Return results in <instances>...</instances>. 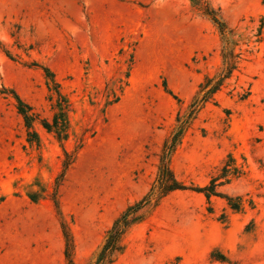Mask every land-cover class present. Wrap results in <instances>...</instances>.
I'll use <instances>...</instances> for the list:
<instances>
[{
	"label": "rangeland",
	"instance_id": "374dc122",
	"mask_svg": "<svg viewBox=\"0 0 264 264\" xmlns=\"http://www.w3.org/2000/svg\"><path fill=\"white\" fill-rule=\"evenodd\" d=\"M210 10L242 38L237 67L170 155L187 188L143 208L111 264H264V0H0V264H67L61 222L74 264L94 263L155 181L177 111L221 67ZM42 67L69 103L65 138L39 123L57 97ZM11 91L37 114V143ZM224 168L219 195L194 190Z\"/></svg>",
	"mask_w": 264,
	"mask_h": 264
},
{
	"label": "trees",
	"instance_id": "16d2710c",
	"mask_svg": "<svg viewBox=\"0 0 264 264\" xmlns=\"http://www.w3.org/2000/svg\"><path fill=\"white\" fill-rule=\"evenodd\" d=\"M210 19L215 23L218 32L221 36L222 46V64L219 70L212 74L206 75L203 81L198 85V89L192 96L188 104L183 110L176 113L175 124L164 140L159 155V164L157 176L149 190L136 202L129 204L111 223L106 230L104 239L96 252L93 264H111L117 254L122 251L123 237L128 229L135 223L142 220L144 213L142 209L156 204L162 197L175 190L186 189L187 187L178 181L174 176L172 169L169 166V158L175 147L181 142L183 135L196 119L199 111L208 102L215 101V94L221 89L226 79L230 78L233 71L236 69L238 59L241 52H235L236 46L241 42L242 38L238 36L235 30L228 27L225 22L221 21L210 10L207 12ZM248 42V39L244 41ZM8 56L9 53H6ZM37 65L36 63H32ZM49 90L57 95L52 108L51 121L43 118L39 123L47 131L53 132L57 139L65 138L67 136V129L69 127L67 111L68 101L66 97L60 93L58 83L54 79V74L47 68L42 67ZM15 100V108L17 113L22 118L23 126L26 131V140L28 142H38V135L33 128V122L37 119V114L32 107L23 101L17 93L11 91ZM52 96H50L51 99ZM67 156V152H65ZM68 157L63 162V170L69 165ZM224 173L220 176L211 178L210 182L203 187H196L194 190L202 192L208 199L211 195H219L217 187L222 184V181L217 182L218 178H225L228 169L224 168ZM57 183L56 186L57 187ZM193 189V188H192ZM53 195V202L58 208L57 200ZM227 204L231 209L238 210L240 208L239 197H226ZM63 237L65 240L64 256L67 264H74L73 262V241L72 236L67 225L61 222Z\"/></svg>",
	"mask_w": 264,
	"mask_h": 264
}]
</instances>
